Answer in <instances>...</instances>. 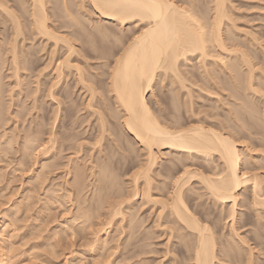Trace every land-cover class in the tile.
<instances>
[{
  "label": "bare ground",
  "instance_id": "1",
  "mask_svg": "<svg viewBox=\"0 0 264 264\" xmlns=\"http://www.w3.org/2000/svg\"><path fill=\"white\" fill-rule=\"evenodd\" d=\"M27 1L29 2L27 7L30 8L27 9V7H24V9L30 16L29 23L34 29L32 32L33 36L37 34V39L40 35L50 39L53 41L54 50L59 47L61 51L62 46L65 47L62 54L63 57H60L62 59H59L55 66V79L53 78V81L57 80V82L54 81V84H60V82L64 80V68L67 67L70 70L69 73L74 71L77 81L87 87L91 95H93L94 89L91 84L87 82L82 67H80L79 64H74L75 62H73L71 58V55H73L72 53H77L75 51L78 49L76 47L77 49L75 50V45L71 37L76 36L78 33L76 31L72 33L69 29L68 31H60L65 23H63V25L60 24L62 27L59 29L56 25V27H54L51 24L52 21H48L50 19L48 17L46 3L50 0ZM27 1L20 0L22 3H26ZM86 1L90 4L91 11L85 8L84 0L81 1L79 8L80 11L82 10L83 18L92 22L91 24L93 27H98L99 22L103 19L111 21L112 24L118 27L117 30L120 29L122 32L126 24H135L137 26L135 30L132 29L134 27L131 28L132 30L129 29L130 33H127V31V34L117 31L116 29L114 30L110 26H106L108 30L106 34H108V32L113 34V40H118L117 44H119V48H117L118 51L116 50V53L114 52L115 55H112L114 56L112 62L108 63L109 70L107 72L109 78L107 83L108 88L118 108L117 111L115 109V111L113 110V114L114 117L119 120V124L122 128L131 134L132 138L139 141L144 155L143 157L141 156V161H138V168L130 176L132 186L130 188H132L133 196L138 198L141 197V199L152 201L154 204L157 203L159 205L157 213L158 223L162 218L167 217L168 213L170 214L171 217L168 215L166 220L168 223L172 224L166 226L169 231L168 233H170L169 235L173 234L175 232L174 230H177L181 232V236L191 237L188 246L190 264H217V262L221 264H236L238 259L236 258L237 253L232 250L233 246H237L238 249L240 248L243 250L245 255L243 264H264L263 259L261 260L262 262H259L260 253L257 254L255 249V247L258 246L260 250H263L262 255H264V243L259 242L255 236H250V234L247 235L248 231H240L241 227L248 224V217H250V215L244 214L245 218L243 217V220H239L242 213L240 207L242 206L244 208L246 206L248 209L253 208L256 212L258 221L261 216L264 218V179L262 174L258 172L249 174L248 171L241 167L243 158L236 146L237 144L234 140L233 132L227 129V126L221 125L217 127L212 123L202 122L201 120L199 122L198 120H190L188 122L186 119L180 122L177 117L169 123V121H167L168 119H163L160 115L154 113V110H152L150 106L151 103H149L150 100L146 97L148 92L152 90L153 82L157 76L160 78L162 75L172 74V77H175L182 83L183 79L180 66L188 61L190 54L196 53L195 56L203 58L213 53L214 55L212 56L221 59L222 65H226L235 70L236 74L233 76L235 82L232 88L233 93L235 95L238 94L237 99H240V104L246 108L248 114L254 115V113L258 111L251 103V99L254 96H258L262 99V102H264V90L260 82H256L254 64L250 57L252 56L250 55V49L246 47L245 41L239 39L235 34L243 32L244 34L253 36L254 39L257 40V37L254 35L255 33L235 24L234 18L232 17L233 12L230 7H227V0H199V2L198 0H181V2H179L180 0ZM201 4H204L205 7L202 8ZM64 6L66 5L64 4ZM0 8H5L7 13L10 14L11 20L14 23V26L11 27V34L16 36L21 32V23L17 19L16 14L12 10H8L4 7L2 2H0ZM54 14L57 15L56 13ZM94 15H97L99 19L93 20ZM84 19L77 21L83 22ZM69 24L72 25L71 22H68L65 26L70 27ZM231 27H234L238 33L233 28V31H231ZM246 40L248 39L246 38ZM9 43H7V46L8 44L10 46L8 47L9 51H7L8 54L11 55L12 75L19 79V69L21 67L18 54L19 48L16 49L15 46L17 43L16 38L13 37ZM51 51L53 52V49ZM109 54L111 55L112 53ZM225 58L236 59L241 66L245 67V70L242 73L238 72L234 68L233 63L228 64L224 61ZM61 78H63V80H60ZM19 80H17L18 83L20 82ZM50 85L52 87V84ZM50 88L47 90L50 94L48 95L52 99L55 98L53 100H55L57 104H55L56 111H53L56 120L59 119L61 113H63V111L60 112L63 97L62 100H60L59 96L57 98L56 95L61 94L60 92L63 90L58 91L59 93L53 91L54 95L51 92V89H54V87ZM240 89L246 91L247 95L245 96V94L240 93ZM62 95L66 97V94ZM3 103L4 102H2V104ZM2 104H0V124L2 123L3 125L6 121H4L5 116L2 117L5 113V109L4 112L2 110V108H4ZM34 104H36V102H34ZM60 104L61 106H59ZM91 105L89 101L85 104L86 107ZM67 106L68 107L65 109L68 111L71 109V105ZM5 108L7 109L8 107ZM67 111L65 110V112ZM7 113H9V111ZM97 114L98 129L95 141L92 144L91 150L86 152L83 151L82 155L77 154L81 152L80 146L82 143L78 144L79 148L75 149L76 151H69V154H65L64 151L74 148L73 145L67 141L74 135L65 131L67 129L64 128L68 127H65L66 125L64 126L63 123L60 125L58 124V130L56 128L51 129L55 126L50 127V132L49 129H45L49 133L46 138L42 137L46 135L44 134L45 130L40 131L41 129L38 130V128H35V131L33 129H31L32 131L29 130L28 132L30 134H28V132L26 133L27 135L25 134L24 143L21 146L22 149L21 147L20 149L21 152L26 150L23 153L26 156L33 154L34 157L31 155V157H28L31 158L30 160H34V162L31 161L33 164L28 166V164H30L28 162L29 160L27 161L28 163H26V156L23 157L24 155L22 154L23 156L21 155V157H17V161L15 160L18 166L16 165V168H12V171L10 170L11 176L13 175L15 177L17 175L16 173H18L17 171L20 170V174L22 173L21 171H24V174V167L25 169L29 168L30 172H28L29 170L26 171V173H30V175L27 176L28 186H26L27 183L21 186V181V185H18L16 190L13 187L11 190H8L9 192L7 193L3 192V187H1L0 264H24L26 257L24 258L23 254L25 253L33 254L31 256H34L33 258L36 257L34 259L35 261L32 262H36V259L42 260L41 256L44 254L46 255L44 259H47V263L53 264L55 260L53 258H56L64 251L62 248H59L60 240L65 238V241L73 244L71 241L76 239V236L81 239V242L79 241L81 243L79 246L84 247V252L87 251L90 254L92 258L91 264H113L110 263V259L111 261L112 259L114 260L113 257L115 253H111L114 256L112 255L110 256L112 258H109L111 247V250H114L113 248H121V251L125 249L124 253L120 254L121 258L119 257L115 264H119L122 259L124 262L127 260L128 262L126 261V263L130 264L145 263V259H135V257L145 251H143L142 248H134L136 243L132 242L134 240L131 236L136 229L132 226L131 221L126 219V213L129 211L126 212L127 209L124 210V208L121 207L123 205L121 202L124 201L120 199L114 201L112 199V196L116 197L117 194H121L117 192L119 188L117 190L114 188V186L120 183L116 180L117 176L114 171V166L111 167V165L119 161L113 159L115 153H118L115 142L119 143V139L118 141H114V144L113 142H109L104 146L101 145V141L103 137H105L104 134L108 130V124L106 119L102 117L101 112L97 111ZM261 114L264 116V103ZM68 116L71 115L68 114ZM233 116L238 121V127H244V124L247 126H255V122L246 119L243 116V112L239 111V108L234 109ZM53 122L55 123L54 118ZM38 126L39 125H36V127ZM1 127L2 126H0V128ZM39 127L41 128V126ZM252 130L253 129H250V131ZM42 132L44 135H42ZM255 133L256 134L253 135H257V133L261 134V140H264V131H256ZM246 134L245 136L247 137ZM4 135L5 132H0V144H5L11 148V139L8 140L3 138ZM242 136H244V134ZM23 148H25V150H23ZM14 149L17 148L15 147ZM94 149L95 151H93ZM50 151H53V153L51 154ZM49 152L50 154L48 155L47 153ZM62 152L65 155H61ZM170 153L182 155L184 159L198 158L201 162L196 161V163L194 161V165H192L193 163L191 162V164L187 163L188 165H186L184 162L185 160L176 156L175 159L169 160L170 164H158L160 158ZM40 155L41 157H39ZM217 159L219 163L214 164ZM60 164L61 167H59H63L61 171L64 172V175L62 172V174L59 172L61 175L56 174L55 177L52 178L51 176L50 179V177H48L49 174L52 171L54 173L58 172L59 170L55 171V169ZM159 165H161L160 169H158ZM207 165L210 168H207ZM178 167L182 170L178 171ZM3 171L2 169L1 175L6 173V171ZM15 171L16 173H14ZM156 172L169 177V180L171 179L170 189H168L169 191H167V194H162L163 196L161 194L159 196L153 192L157 187L154 183L159 179V177L156 176ZM88 175L91 179L87 178ZM1 178L2 176H0V180ZM8 179H10V177ZM18 179L21 180V178ZM54 179H58V181ZM60 179L61 181H59ZM106 179H108V181L110 180V186L108 184L106 185ZM193 179H196L197 183L201 185L199 188H193V186H191V181H193ZM91 180L98 183L97 190L94 191L96 196L94 195L95 199L93 200H91L92 197L89 196V193H86V187L89 188L88 185ZM7 181L9 182V180ZM32 181L36 183L34 186L32 185L34 182L31 183ZM102 184L107 187H104ZM112 185H114V189L111 188ZM185 186L190 187L189 189L186 187V190L184 189ZM200 188L203 192L197 194L195 198L198 199L203 195L212 205L219 207V215L223 216V221L225 218L226 220L228 219V221L225 220L223 222L222 229H213L214 224L211 220H208V212H204L203 208H199L200 204L196 205L197 208L189 205L188 202L191 198V194L193 191L197 192ZM247 188L250 190L249 195L243 191ZM110 189H112L114 193L113 191L111 192ZM160 190H162L161 187ZM112 193L114 195H111ZM115 193L117 194L115 195ZM5 196H8L6 200L4 199ZM63 199L67 202H63L65 205L61 202ZM60 202L64 207L62 208L60 217H58L59 213H57V215L56 212L61 204ZM4 203L8 204L2 207ZM54 205L58 206L56 210L54 209ZM21 209H23V211ZM53 210L56 212L54 213ZM58 210H60V208ZM19 211H22V213L25 211L24 214L26 215L21 214L22 218V215H29L28 217H32L31 220L33 222L31 223L36 225V227H34V225L32 226L35 230L37 229V225L40 226L36 219H41L43 221L40 227L44 230L47 228L46 230L49 231L48 235H46L48 238L46 239L49 241L47 242L49 245L47 243L46 245L50 246L49 248L45 246V244L43 246L39 244L35 238L33 242L30 239V243L29 238L31 234H28L30 237L26 235L28 240H24L26 239L24 233L20 235L23 225L21 226L19 223L21 218ZM223 213L225 217L222 215ZM105 216L106 220H101V217L105 219ZM16 223L21 226V230H18L19 232L16 229L20 226ZM26 223L25 225H27ZM31 225L32 224L27 226ZM43 226L47 227L43 228ZM23 227L27 228L26 226ZM225 227L228 228V232L226 233L223 230ZM127 229H129V231L125 234ZM31 231L30 233H32ZM89 231L93 234H89L92 238L87 239ZM37 232L39 233V231ZM33 233L36 232L34 231ZM215 234L225 236L222 238L223 246H221V242ZM33 236L35 237V235H32V237ZM36 237H38V235ZM129 238L131 240H129ZM49 239L52 241L51 243ZM23 240L25 243L22 242L23 244H21ZM249 241H252V244L249 243ZM26 242L27 245L24 246L26 248L21 249L19 244L25 245ZM68 242L66 244L69 245ZM40 245L45 247L44 249L47 247L50 252L45 254V250L40 247ZM64 246L63 248H66L67 245ZM69 247L67 248L71 249V246ZM168 247L167 251H169ZM37 248L43 249L44 251L39 253V249ZM103 248L104 250H106V248L109 250V252L107 251L108 253L106 252L108 256H104L109 258H104L107 259L106 261H100L105 254V252L103 253V251H100V249ZM60 249H62L61 252H59ZM116 249L113 252L118 251ZM94 250H98L103 254L99 255L100 253L97 252V255H95L93 253ZM84 252L74 251V253H78L79 256L80 254L83 256ZM50 254H56L57 256H53L52 260ZM73 254H71V261H69V259L65 260L64 263L62 261V263L83 264L82 262L86 258L84 257L85 259H82L81 256H77L78 254ZM61 256H63V254Z\"/></svg>",
  "mask_w": 264,
  "mask_h": 264
},
{
  "label": "rangeland",
  "instance_id": "2",
  "mask_svg": "<svg viewBox=\"0 0 264 264\" xmlns=\"http://www.w3.org/2000/svg\"><path fill=\"white\" fill-rule=\"evenodd\" d=\"M81 1L82 0H71V1L69 0H50L46 3V7L48 8L47 9L48 17L50 19L48 21L49 22L52 21L51 24L54 27L57 26L60 29L63 23L67 24L68 22L69 23L71 22L72 25L69 24L70 27L65 26L64 24L65 28L63 27L62 29H60V31H63V30L68 31L69 29V31H71L72 33L74 31L78 33L76 34V36H73V37L70 36L73 39L75 50L78 48L75 51L77 53L73 52L72 53L73 55H71V58H72V61L75 62L74 64H79V66L82 67L83 73H84V76L87 82L91 84V86L94 89L93 95H91L87 87L83 86L79 81H77L74 71L73 72L71 71V73H69L70 70L67 67L64 68V74H63L64 80L63 78H61L60 80H63V81H61L60 84L58 83H55L57 85L54 84V81L57 82V80L53 81V78L55 79L54 77L55 76V66L58 63L57 61H59V59L60 60L62 59L60 57H63L62 54L64 51L63 49H65V47L62 46L61 51L59 47L58 49L55 48L56 50H54V45L52 44L53 41L45 38L44 36L42 37L41 35L40 36L38 35L39 36L38 39H37V34H35L36 36H33L32 32L34 31V29L32 28V26H30V23H29L30 16H29V13L26 12V10L24 9V7L28 6L29 4L28 1L26 3H22L20 2V0H0V2L3 3L4 7H6L8 10H12L16 14L17 19L21 23V32L17 34L16 36L12 35L11 27L14 26V23L11 20V16L9 13H7L5 8H0V104L4 102L2 104V106L4 105V108H2V110L4 112V109H5V113L3 114L2 117L5 116L4 121H6L4 122L5 124L4 123L3 125L2 123L0 124V126H2L0 128V132L2 133L5 132V135L3 138H6L8 140L11 139V145H12V147L10 148L5 144H0V167L2 166L0 168V176H2L0 180V190L2 189L1 187H3L2 191L6 193L9 192L8 190H11V188L13 187L16 190L17 186L21 185V181H22L21 186L26 185L25 183H27L26 186H28L27 176L30 175V173H26V171L28 170H29L28 172H30V169L28 167H26L28 169H25L24 167L23 169L25 170L24 174H23L24 171H21L22 172L21 174H20V170L17 171L18 173H16L15 171L14 173H16L18 177L17 175L15 177L12 175L13 176L12 177L11 171L14 168H16L17 164L15 160L17 161V159L21 157V155L26 151L25 148H23V150L25 151L21 152V149H22L21 146L23 145L24 137L27 135L26 133L29 130L33 129L35 131V128L36 129L38 128V130L41 129L40 131H44L45 129L47 130L49 129V132H50L51 126H55L54 128L52 127L51 129H55V128L59 129V125L63 123L64 126L66 125L65 127H68V128H64V129H67L65 131H67V133L69 134L74 135V136H71L69 140H67L69 141L68 143H71L74 148L72 150H70L71 149L70 148L68 151L65 149L66 150L64 151L65 154H69V151H73V150L76 151L75 149L79 148L78 144L82 143V145L80 146L81 152L77 153L79 155H82L83 151L86 152V151L91 150L92 144L95 141L96 132L98 129L97 111H99L101 112L102 117L106 119L107 124H108V130L104 134L105 137H103L101 141V145L104 146L105 144H108L109 142L110 143L113 142L114 144V141H118L119 139V143L115 142L118 153H115V155L113 156L114 160L116 159L119 161H117V163L115 162L116 164L114 163L113 165H111V167L114 166L115 168L114 171L117 176L116 180L120 184L119 185L117 184L116 186H114L115 185L114 184L112 185L111 188H113V186L115 190L119 188L117 192H120L121 194H119L120 195L119 196L117 193H115V195L117 194L118 197L117 195H116L117 198L115 196H112V199L114 201L115 200L118 201V199H120L125 202V203L121 202L123 203V205L121 204L122 205L121 207H123L124 210L127 209L126 212L128 211L130 212V213L129 212L126 213L127 215L126 219H128V221H131L132 226L136 229L134 231V234L132 235L133 237L131 236V238H133L134 240L132 242L136 243V245H134L135 246L134 248L136 249L142 248L143 251H145L141 253L140 255H138L137 257H135V259H145L144 260L145 263L143 264H190L191 262L188 258L190 252L188 251V246H189L191 237L181 236V232L177 230H174L175 232L171 234L172 236L169 235L170 233H168L169 231H168V228H166V226L170 225L171 223H168L166 220L168 218V215L170 216V214L168 213L167 217L162 218V220L158 223L157 213H158L159 205L157 203L154 204L152 201L141 199V197L138 198L135 196L136 197L135 198L133 196V193H132L133 191L131 190L132 188H130L132 187L130 176L138 168V164H139L138 161H141L140 158L142 159V157L144 156L143 150H142V147L139 141L132 138L131 134H129L119 124V120L116 119V117H114L113 110L115 109L117 111L118 108H117V104L113 98L112 93L109 91L108 84H107L108 79H109L108 74H107L109 70L108 63L112 62L114 58V56L112 55H115L117 48H119L118 47L119 44H117L118 40L116 41L115 38H114L115 41L113 40V37H114L113 34L109 32L108 34H106V31H108L106 26H110L114 30L115 29L117 30L118 27H116L114 24H112L111 21L106 20V19H103L101 22H99L98 27L96 26L93 27V25L91 24L92 22H89L88 20L84 19L82 16V12H81L82 10L80 11V8H79ZM179 2H181V0ZM64 4L66 6H64ZM227 4L229 5V6L227 5V7H230L231 11L233 12L232 17L234 18L235 24L239 25L240 27L252 33L254 32L255 33L254 35L257 37V40H256L254 39L253 36L249 34H244L243 32L238 33L236 29H234V27L230 28L231 31H233L234 29L238 33L235 35L238 36V38L241 39L242 41H245L246 47L250 49L249 50L250 55H252L250 57L254 64V74H255L256 82H260V85L261 87H263L262 89L264 90V48H263L264 47V33H263L264 31V0H227ZM84 5L87 10L91 11V7L88 1L84 0ZM201 5H202V8L205 7L204 4H201ZM29 8L30 7H27V9ZM54 13H56L57 15H55ZM81 19L82 20L84 19V21L83 22L77 21ZM98 19L99 18L97 15L93 16V20H98ZM60 24L62 25L60 26ZM136 27L137 26L135 24H131V25L126 24L123 27L124 28L123 32L120 31V29H118L117 31H120L122 33H126L128 31L127 33H130L129 31L132 29L135 30ZM13 37L16 38V42H17L15 44L16 49L19 48L18 54H19L21 68L19 69L20 74L19 73L18 74H19L20 80L16 78V76L12 75L13 70H12V65L10 61L11 55L8 54V51H9L8 47H10L9 42L11 41ZM246 38L248 40H246ZM7 43H9L8 46H7ZM52 49H53V52L51 51ZM109 53H112V54L110 55ZM195 55L196 53L190 54L189 56L190 58L188 59V61L184 62L180 66V71H181L182 79H183L182 83L179 80H177L175 77H172V74H165V75H162L160 78L158 76L156 77V79L153 82L152 90L148 92V94L146 95L147 99L150 100L149 103H151L150 105L151 109L154 110V113H156L157 115H160L161 118L168 119L167 121H169V123H171L170 121H173L175 120V118L178 117V120L180 122L186 119H187L186 121L188 122L190 120H195V121L198 120V122L201 120L202 122L212 123L217 127L221 125L227 126V129L233 132L234 138H235L234 140L236 141V144H237L236 146L238 150L240 151L241 156L243 158L241 167L244 170L248 171L249 174L254 173V172H258L262 174L263 179H264V140H261V134L257 133V135H253V134H256L255 133L256 131L257 132L264 131V116L263 114H261L264 102H262V99L259 98L258 96H254L251 99L252 101L251 103L257 108L258 112H255L254 115L248 114V112L246 111V108L240 104L241 103L240 99H237L238 94L235 95L233 93L232 88H233V85H235L233 76H235L236 74L235 70H233L231 67H227L226 65H222L221 59L218 57L212 56L214 55L213 53H210V55H207L206 57H203V58L200 56H195ZM224 61L227 62L228 64L233 63L234 68L240 73H242L245 70V67L241 66L239 61H237L234 58L232 59L225 58ZM16 79L19 80L20 82L18 83ZM50 84H52V87H54V89L51 87ZM49 85L52 89L49 87ZM48 88L52 90L51 92L53 94H54L53 91H55V93H59L58 91L63 90L62 92H60L61 94L56 95L57 98L59 96L60 100H62V97H63V102L61 101L63 108L61 104L59 105L61 106L60 112L63 111V113H61V117H60L61 119L59 118L55 120V115L53 111L56 109L55 107L56 102L55 100H53L55 98L52 99L49 96L50 95L49 91L47 92ZM239 92L245 94V96L247 95L246 94L247 92L241 89L239 90ZM62 94H66V97H64L65 95L63 96ZM88 101L92 105L89 107H86L85 104L88 103ZM34 102H36V104H34ZM67 105L69 106L71 105L70 107L72 111L71 109L68 111L67 109H65L68 107ZM5 107H8V108L6 109ZM236 108H239V111L243 112V116L246 119H249L250 121L251 120L254 121L255 126H247L246 124H244V127H238L237 126L238 121L233 116L234 109ZM158 109H161V110H158ZM65 110L67 112H65ZM8 111L9 113H7ZM68 114L71 116H68ZM53 118H54L55 123L53 122ZM36 125L41 126V128L39 126L36 127ZM250 129H253V130L250 131ZM47 130L44 131V134H46L45 136H42L44 135L43 132H42V135L40 136H42L43 138L44 137L46 138L49 134ZM242 133L244 134V136H242L243 135ZM28 134L30 133L28 132ZM245 134L247 135V137L245 136ZM15 147L17 149L18 148L20 149L21 147V149L20 150L14 149ZM93 151H95V149ZM50 152L51 154L53 153V151H50ZM50 152L47 154L49 155ZM65 154L63 152L61 153V155H65ZM30 155L34 157L33 154H30ZM30 155L28 156L31 157ZM25 156L26 155H24L23 157ZM28 156H26V159H27L26 163L29 162L30 163L28 164L29 166L33 164L34 160H30L31 158H29ZM176 156H179L180 158L185 160L184 162L186 165H188L187 163H190V162L193 163L194 161L201 162V160L198 158L184 159L183 158L184 156L182 155L170 153L164 156L163 158H160L158 161L159 162L158 164H161V163L170 164L169 160L173 158L175 159ZM39 157H41V155ZM60 161H61V158H60ZM194 163L192 165H194ZM217 163H219L218 159L215 160L214 164H217ZM59 166L61 167V164L58 165L57 168L55 169V171L59 170L58 172L54 173L52 171L53 173L52 172L51 173L53 175L51 173H50L51 175L49 174L48 177H50V179H51V176L53 178L56 176V174H60L61 172L64 175V172L61 171L63 167L60 168ZM160 167L161 165L158 166V169H160ZM179 168L180 167H178L177 169L178 171L182 170L181 168L180 169ZM207 168H210V167H208L207 165ZM2 169L4 170L3 172L6 171L5 174L3 173L4 175L3 174L1 175ZM156 176H158L159 179L155 181L154 183L157 187L154 189L153 192L158 194L159 196L160 194L161 195L165 193L167 194L168 193L167 191H169L168 189H170V186H171V182H170L171 179L169 180V177H166L158 172H156ZM9 177L10 179H8ZM18 178H21V180ZM87 178L91 179L89 175ZM58 179L56 180L58 181ZM61 179L59 181H61ZM7 180H9V182ZM105 181H107V183ZM105 181L104 182L106 183V185L107 184L109 185L110 180L108 181V179H106ZM33 182L34 181H32L31 183ZM89 183H90L88 185L89 188L86 187V193H89V196L92 197L91 200H93L95 199V196H96L94 194V191L97 190L96 188H97L98 183L93 180H91V182ZM35 184L36 183L34 182L32 185L34 186ZM106 185L105 186L103 185V186L107 187ZM191 186H193V188L194 187L199 188L201 185L197 183L196 179L195 180L193 179V181H191ZM160 187L162 188V190H160ZM186 187L187 186H185L184 189L187 190V188L189 189L190 186H188L187 188ZM263 187H264V183H263ZM248 188L243 191L249 195L250 190ZM110 191L112 192L113 190L110 189ZM202 192L203 190L201 188L198 189L197 192L193 191L188 203L191 207L193 206L195 208H197L196 207L197 204H200L199 208H203L204 212L205 211L208 212L207 217H208V220H211L213 222L214 224L213 229L218 230L221 227H223L222 225L224 224L223 222L226 220V218L223 221V216L219 215V209H218L219 207H215L214 205H212V203L209 202V200L206 199L203 195L199 197L198 199L195 198L197 197V194L202 193ZM113 193L111 195H114ZM7 197L8 196H5L4 199L6 200ZM123 199H126V200H123ZM63 200L61 201L62 203L63 202L67 203L65 199ZM62 203L59 206L60 210H58L59 208L57 209L58 204L54 205L55 206L54 209L55 210L57 209V212L54 210L53 211L54 213L56 212V214L59 213V215L57 214L58 217H60L62 208L64 207ZM65 203L63 204L65 205ZM7 204L8 203L2 204V207L6 206ZM21 210L23 211V209ZM22 211H19L20 217H21V214L25 213V211L23 213ZM240 211L242 213H241L239 220L241 219L243 220V217L245 216L244 214L250 215V217H248V220H249L248 224H246L244 227H241L240 231L241 230L248 231L247 235L250 234V236H255L259 242L264 243V222H263L264 218L261 216L258 221L256 212L254 211L253 208L248 209L246 208V206L245 208L242 206L240 207ZM24 215L22 216L23 218L24 217L25 218L23 219L21 217L20 221L22 219V221H25V222L19 221V223L21 224V226L23 225V226H26L27 228L22 226V228L24 229V230L22 229L24 231L23 232L21 230V226L16 223L18 226H20L19 228L17 227L16 230L22 231V232L20 231V235L24 233V236L26 237V239L24 240H28L27 236L30 237L28 234H31V237L29 238V242H30V239L33 242L35 238L37 239L39 244H41L42 246L44 244L45 246H48L49 243L47 242L49 241L47 240L48 238L46 235H48L49 231L46 230L47 226L46 227L43 226V228H46L45 229L46 231H45L44 229L40 227L43 224V221L41 219H38V220L36 219V221L39 222L38 224H40V226L37 225V229L35 230L34 227H36V225H34V223H31L33 222L31 220L32 217H28L29 215L28 216H24ZM222 215H224L225 217L224 213ZM25 219L27 221L29 220L28 221L29 223ZM102 219L106 220V216H105V219L104 217L103 218L101 217V220ZM226 221H228V219ZM25 223L27 225H30V224L32 225L27 226L25 225ZM33 225L34 227H32ZM223 230L225 233L228 232L227 227L223 228ZM30 231L32 233H30ZM34 231L37 233L38 237H36L37 236L36 233H33ZM37 231H39L40 234ZM90 231L87 234L88 235L87 239L92 238L89 235L92 233V232L90 233ZM128 231L129 229L126 230L125 234L128 233ZM32 235H35V237L34 236L32 237ZM215 236L221 242V246H223L222 238L225 236L224 235L220 236L219 234H215ZM41 238L43 239V241ZM75 238L76 239H73V241H71L73 242V244H70L68 241H65L66 240L65 238H62L60 240L61 242L59 244V248H62L64 251L65 250L66 251L65 253L63 251L58 256L56 254L55 255L50 254V257L52 256L51 259L53 258V256L54 257L57 256L56 258H53L56 260V261L54 260L53 264H63L65 260H69V259H70L69 261H71L72 259L71 254H73L74 251L84 252V249H83L84 247L79 246L81 244L80 243L81 239L77 236ZM24 240L21 241V244L25 243ZM129 240L131 239L129 238ZM51 242L52 241L50 240V243ZM67 242L69 243V245L66 244ZM46 243L48 245H46ZM249 243L252 244V241H249ZM21 244H19L20 248L25 249L26 247L24 246L27 245V242L25 245H21ZM41 245L40 247H42ZM64 245L65 246L67 245L66 248H63ZM69 246H71V249H69L70 248ZM49 247L50 246H48V248ZM167 247L169 251H167ZM236 247L233 246V249H232L235 253H237L236 258L238 259V262L236 264H243V260L245 256L244 252L242 249L240 248L238 249V247L237 248ZM42 248L44 249L45 247H42ZM48 248L46 247L47 250L44 249L45 251L43 249L42 250L39 249L38 252L40 253L44 251L45 254L49 253L50 251ZM111 248H110L111 252L109 253L110 254L109 258H112L110 257L113 255L111 253H115V256L113 255L114 260L112 259L111 261L110 259V263L115 264L118 258L119 257L121 258L120 254H123L125 249H122L123 251L122 252L121 248L120 249L113 248L114 250L115 249L118 250L116 252H113L114 250H111ZM62 249H60L59 252H61ZM255 249L257 251V254L260 253L259 262H262L261 260L262 259L264 260V255H262L263 250L262 249L260 250L258 246L255 247ZM100 251L101 252L103 251V253L105 252L102 259L100 258L101 259L100 261L102 260L106 261L107 259H109L107 257H104L105 255L108 256L107 253L109 252V250H107V248L106 250H104V248L100 249ZM100 251L94 250L93 253L95 255H97V252L100 253V254L98 253L99 255L103 254ZM84 253H83V256L82 254H80L82 259L86 258L82 263L91 264L92 258L90 257V254L87 251H85ZM62 254L64 257L61 256ZM67 254L68 256L70 254V256L68 257ZM74 254L77 255L78 253H74ZM32 255L26 254V253L23 254V257L24 258L26 257L24 264H34V263L35 264H42V263L48 264L47 259H44L46 255L43 254L42 255L43 258L41 256V259L43 260V262L40 259H36V262H32V261H35L34 259L36 258V257L33 258L34 256L31 257ZM77 256H79V254ZM104 258H107V259H104ZM37 261L40 263H38ZM126 261L127 260H125L124 262L122 259L121 262L119 261L118 262L119 264H122V262L123 264H130V263H126ZM217 264H221V263L217 262Z\"/></svg>",
  "mask_w": 264,
  "mask_h": 264
}]
</instances>
